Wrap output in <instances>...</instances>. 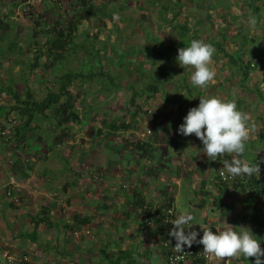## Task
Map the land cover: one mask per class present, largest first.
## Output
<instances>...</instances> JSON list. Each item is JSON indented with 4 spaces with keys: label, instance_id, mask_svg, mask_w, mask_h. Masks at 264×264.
<instances>
[{
    "label": "rangeland",
    "instance_id": "1",
    "mask_svg": "<svg viewBox=\"0 0 264 264\" xmlns=\"http://www.w3.org/2000/svg\"><path fill=\"white\" fill-rule=\"evenodd\" d=\"M50 1L43 2L45 8H51L44 9L40 17L36 16L37 9L34 8L35 20L20 22L22 33L18 32L19 38H28L29 47L35 48L32 51L41 50V55L37 54L40 68H29L36 56L34 52L15 58L7 55L6 43L0 45V127L8 128L10 135L6 144L15 147L22 165H30L36 176L61 181L56 185L63 188L68 186H64V178L68 182L76 178V184L85 183L81 186L85 196H89L87 188L90 189L91 179L99 181L97 195L100 201L112 198L119 214L127 211L128 196L139 187L148 199L155 195L162 197L164 190L169 192L165 199L176 194L174 212L177 215L191 213L194 208L191 209L189 199H192L191 195L198 197L187 182L191 173L206 174L208 171V179L219 180L218 165H209L206 170L207 164H200L209 160L203 153L201 141L194 134L177 133L188 110L199 104V96L239 99L240 102H236L238 109L248 115L249 123L254 126L246 150L239 159L247 162L254 160V156H264V141L258 140V128L252 122L257 119L255 123L260 122L263 127V109L259 111L258 106L264 104V55L261 56L264 51V13L258 19L254 7L264 4V0H93L97 15L86 21L80 20L72 35V44L61 51L63 58L58 60L43 53L48 39L53 37L46 29L55 22L65 26L68 21H78L76 13L80 9L76 0ZM27 11L31 16L33 9L28 7ZM175 11L180 13L175 16ZM260 12H263L262 8ZM250 20L255 21L254 26L249 24ZM183 23L195 28L202 41H219L226 51L238 53L235 56L244 64L252 62L247 76L236 75L235 71L240 69L215 52L211 64L216 72L214 81L204 89L193 87L190 81L192 68L180 66L176 59L183 40L180 29L172 26ZM243 39H246L245 44H242ZM22 46H25L24 42ZM43 64L49 67H43ZM237 66L242 67L243 63L238 62ZM99 70L107 71L118 86H112L109 78L98 74ZM66 72L92 74L91 77L73 79L68 87L79 120L69 123V129L62 136L48 110L49 117L38 118L34 130L24 128L21 131L25 133L23 140L16 142L12 135L14 127L8 120L13 118L19 122L20 118L15 112L6 115L12 98L5 89L11 87L22 92L27 85L35 99L40 100L48 92L58 91L60 77ZM149 83L157 85L151 96H147L145 90ZM258 83L262 84L261 90L255 89L259 88ZM132 94L134 100H130ZM109 124L117 127L111 129ZM259 134L263 138L264 131ZM135 142L153 144V153H141ZM255 147L257 152L250 151ZM155 175L158 176L155 178ZM176 175L180 178V186L176 184ZM202 197L205 204L212 203L210 195ZM161 200L159 204H163V197ZM253 200L256 203V199ZM86 202L90 206V200ZM193 202L197 203L195 199ZM245 208L244 204L235 207L231 215L237 212L240 216L245 213ZM138 211L139 208L134 209L132 214L136 216ZM147 211L150 218L155 215L154 208ZM196 212L199 215L200 212ZM137 218L147 220L141 215ZM194 218L192 223L196 225L191 228L198 229L202 223ZM237 219L239 217L226 218L225 229L239 227ZM133 247L135 251L140 244L134 242ZM121 261L119 258L112 263L122 264Z\"/></svg>",
    "mask_w": 264,
    "mask_h": 264
},
{
    "label": "crops",
    "instance_id": "2",
    "mask_svg": "<svg viewBox=\"0 0 264 264\" xmlns=\"http://www.w3.org/2000/svg\"><path fill=\"white\" fill-rule=\"evenodd\" d=\"M44 1L46 0H0V45L6 43L8 56L18 58L23 53L30 55V52L35 49L29 47L31 45L28 38H19L18 32L22 33L19 28L20 22H31L32 19L35 20L34 17H40L44 9L51 8L48 6L45 8ZM25 2H28V7L33 9L31 16L28 15V11H23V8L27 7ZM259 6L263 9L260 14L264 13V4ZM34 8L37 9L36 16ZM41 8L43 11H40ZM23 42L25 46H22ZM263 52L261 56L264 55ZM260 85L262 84L258 83L260 89H255L261 90ZM235 102L240 101L235 98ZM261 109L264 114V104L258 106V110L261 111ZM262 119H264L263 115ZM255 121L258 122V120L255 119L252 122L258 128L259 137L263 127L260 122L258 124ZM14 148L6 143L0 145V264H8L7 256L20 254L29 257V261L24 264H111L113 260L121 257L122 264H166L161 247L162 238L154 222V215L146 221L139 220L137 217L140 215V210L136 216L131 212L126 219L123 214L117 212L112 198L100 201V196L97 195L99 181H94V179H91L90 189L87 188L90 191L89 196H85L82 194L81 187L85 183L76 184V178L69 182L64 178V186L68 185L66 188L56 185L61 181H54L51 177L40 178L38 174L36 176L34 169L29 168L30 165L26 167L22 165L20 153ZM250 151L257 152L258 150L256 151L255 147ZM24 157L29 158L27 154H24ZM254 158L247 162L259 163V174L253 176L259 182L262 181L260 182L262 193L259 196L263 198L253 195L256 198L253 207L247 206L251 192L244 190L236 183H226L229 181L222 177L216 182L213 179L210 180L209 175L207 176L208 171L206 174L193 171L187 182H189L190 190L198 194V197L191 195L192 199L189 200L191 209L194 208L191 214L198 219L200 224L202 223V227L211 228L213 231L225 230L223 224L226 218L239 217L238 226L250 228L258 238H261V247L264 248V156L259 158L254 156ZM230 159L232 160V157L222 156L216 161L207 160L200 164H207L206 170L210 168L209 165H218V172L224 169L227 173L225 160L231 162ZM151 173L153 174V170ZM157 176L155 175V178ZM175 178L176 184L180 186L179 176L176 175ZM139 189L138 191L144 195V190L141 187ZM7 190H12V195L17 196L19 201L14 203L13 197L7 195ZM208 190H211L210 193L205 194L210 195L212 203L205 204L202 195ZM166 193L169 192L164 190L163 199ZM131 194L127 202L131 201ZM175 196L177 195L174 194L173 197L170 195L169 198H172V205L176 211ZM162 197L159 195L151 199L146 197V203H149L148 208L156 210ZM88 199L90 206L86 202ZM194 199L197 203L193 202ZM238 200L239 204H234L238 203ZM242 204L246 207L245 213L237 216L239 213L235 212L231 215L233 208H240ZM43 206L49 208V213L45 222L37 225L34 218ZM195 210L200 212L199 215ZM175 213L177 215V212ZM80 218H86L85 224L78 223ZM197 228L195 230L202 236L203 229L198 226ZM33 234L37 235L36 239H32ZM122 234L124 236H121ZM126 237L130 239H125ZM134 242L140 244L139 249L135 251ZM133 252H135L134 257H132ZM253 260V257H250L248 261L243 256L231 260L227 257L222 260L213 257L211 264H252Z\"/></svg>",
    "mask_w": 264,
    "mask_h": 264
},
{
    "label": "clouds",
    "instance_id": "3",
    "mask_svg": "<svg viewBox=\"0 0 264 264\" xmlns=\"http://www.w3.org/2000/svg\"><path fill=\"white\" fill-rule=\"evenodd\" d=\"M255 24L254 20L249 21ZM215 48L212 44L193 39L187 46L178 49L176 57L182 67H191V85L201 89L213 82L216 72L211 66ZM196 96H193L194 98ZM199 104L188 110L179 125L177 133L183 136L194 134L203 145V153L210 161L222 156H232L231 162L225 160V168L231 176H253L259 174L257 162H245L239 159L246 150V142L250 139L254 126L249 123L246 113L240 111L234 100H226L217 96H199ZM220 176V175H219ZM233 178V177H232ZM228 183H231L229 181ZM194 216L190 212H181L170 223L174 226L169 235L175 239V251L182 253L194 243L203 245V253L222 260L243 256L252 264H264V248L250 228L239 226L225 230L204 228L203 235L191 226ZM154 222L156 217L154 215ZM191 229V230H189ZM163 240V236H161ZM161 240V245H162Z\"/></svg>",
    "mask_w": 264,
    "mask_h": 264
},
{
    "label": "trees",
    "instance_id": "4",
    "mask_svg": "<svg viewBox=\"0 0 264 264\" xmlns=\"http://www.w3.org/2000/svg\"><path fill=\"white\" fill-rule=\"evenodd\" d=\"M93 0H76V6L78 7V10L80 9V12H77V19L78 21H68V23L63 26H58L55 22L54 25H52L50 28L46 29V32L53 33V37L48 39V45L45 49H43V53H45V56L47 57H54L53 59L58 60L63 58V54L61 51L65 48H68L67 46L72 44L71 38L73 33L76 31L78 24L80 23V20H89V17H95L97 14L94 11V5L92 3ZM179 0H176L178 2ZM260 8L261 6L254 7V13L258 14L257 18H260ZM180 13L179 11H175L174 15H178ZM172 27L175 29H180V36L183 40L182 47L187 46L189 42L193 39H199L201 40V37L197 35L196 30L192 29L188 24H174ZM190 31H193L194 34H189ZM225 38V37H223ZM246 39H243L242 44H245ZM207 43H210L214 46L215 52L222 55L226 58L227 62L230 65H236L235 68L240 69V71H235L236 75H241L243 77L247 76V73L249 70H251L250 65L252 62H246L244 64V61L241 60L238 56L236 57L235 54L238 55V53L233 54L232 52H228L224 49L223 45L219 41H213L210 40ZM34 54L36 56L33 57V61L30 64V69H37L41 67L40 59L37 54L40 53L41 50L36 49ZM238 62L243 63V66H237ZM52 63V62H51ZM43 67H49V65L43 64ZM234 73V72H233ZM98 74H101L104 78H109L108 81L112 86H118L116 82H114V78L108 74L107 71L99 70ZM91 75H87L82 72H66L60 77L59 81V87L58 91L55 92H48L45 97H43L40 100H36L30 87L25 85L24 90L22 92L12 90V88H6L5 90L9 94V96L12 98V104L9 107V109L6 111V115L10 112H15L21 122V125H19V122L14 126L12 135L15 137L16 142H21L25 136V133H22L21 131L24 128H28L29 130H34L38 124H36V121L38 118H47L49 117V113H47L48 110H51L52 117L56 120L57 126L60 127V134L63 136L65 135V132L69 129V123H76L77 120H79V117L77 116L76 112L74 111V105L72 103V96L71 92L68 89L69 85L71 84L73 79L80 78V77H91ZM156 81H158L157 78H155ZM242 84V83H241ZM132 88V87H131ZM148 92L147 96L153 95L154 92L157 90V85L153 83H149L146 85V89ZM137 92H134V94ZM132 94L130 100H134L135 95ZM188 104V103H186ZM188 106H190L188 104ZM135 113V112H134ZM264 121V120H263ZM109 128L114 129L117 127L115 124H109ZM264 131V123H263V129ZM261 133V132H260ZM259 139L264 141L263 138L260 137ZM134 145L138 148V150L141 153L149 154L153 153V144L151 143H142V142H135ZM221 176L218 177L220 179ZM263 178V177H262ZM236 183V185H239L243 187L244 190L251 192L250 200L247 201V206L253 207L252 203L254 202L253 199H256L255 197H260L259 195L262 193L261 189L262 186L260 182L258 181L254 176H237L236 178H232L231 183ZM225 183V182H224ZM228 183V182H226ZM223 184V183H222ZM224 187H226L224 185ZM200 192V191H199ZM207 193V191H204L203 194ZM253 195H256L253 197ZM253 198V199H252ZM260 198H263L260 197ZM146 196L142 194L141 191H138V189L134 190L131 201L127 202L128 207L127 211H122L121 214L124 215V217L127 219V217L131 214L132 210L139 208L140 215L143 217L150 218V215H148V206L149 203H146ZM264 201V200H263ZM172 198H166L164 199L163 204H158L156 206L155 210V217H156V226L158 230L160 231L161 236L166 237L167 231L169 229V222L166 221V216L164 215V211L169 208L173 207L172 205ZM221 205V204H218ZM224 207L226 205L222 203ZM226 211V210H225ZM49 213L48 207H41L39 212L37 213V217H35V224H40L45 222L47 218V214ZM86 218H80V222L78 223H84L85 224ZM37 235L33 234L32 239H36ZM195 245H192L191 247H194ZM162 251H163V257L166 261L167 251L164 249V247L161 245ZM134 253L132 254V257H134ZM122 258V257H121Z\"/></svg>",
    "mask_w": 264,
    "mask_h": 264
},
{
    "label": "built area",
    "instance_id": "5",
    "mask_svg": "<svg viewBox=\"0 0 264 264\" xmlns=\"http://www.w3.org/2000/svg\"><path fill=\"white\" fill-rule=\"evenodd\" d=\"M27 7L23 8V11L28 10L29 3L25 2ZM8 123L14 127L17 124V120L10 118ZM10 132L6 127H0V145L6 143V140L9 138ZM219 175L224 178L226 181H231V175L225 173V170L222 169L219 171ZM7 195L13 197V202L16 203L19 201L17 196L12 195V190H7ZM164 215L167 217L166 221L169 222L170 226L167 231V236L163 237L162 246L167 251L166 261L167 264H211L213 261V256L205 255L203 253V245L196 244L194 247H185L184 252L179 253L175 251V239L169 235V230L174 226L170 223L171 220L175 219V212L173 207H169L164 211ZM29 261V257L25 254L20 255H10L7 256L8 264H24Z\"/></svg>",
    "mask_w": 264,
    "mask_h": 264
},
{
    "label": "flooded vegetation",
    "instance_id": "6",
    "mask_svg": "<svg viewBox=\"0 0 264 264\" xmlns=\"http://www.w3.org/2000/svg\"><path fill=\"white\" fill-rule=\"evenodd\" d=\"M136 189H138V188H135L134 190H136ZM134 190H133V192H134ZM138 190H140V189H138ZM133 194V193H132Z\"/></svg>",
    "mask_w": 264,
    "mask_h": 264
}]
</instances>
